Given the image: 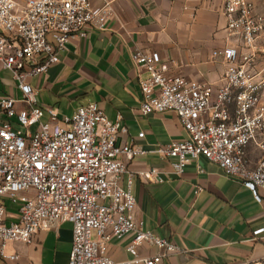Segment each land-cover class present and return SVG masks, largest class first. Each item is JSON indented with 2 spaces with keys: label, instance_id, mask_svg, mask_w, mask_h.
Segmentation results:
<instances>
[{
  "label": "built area",
  "instance_id": "built-area-1",
  "mask_svg": "<svg viewBox=\"0 0 264 264\" xmlns=\"http://www.w3.org/2000/svg\"><path fill=\"white\" fill-rule=\"evenodd\" d=\"M108 15L106 6L94 8L89 0H0V71L9 75L6 82L0 75V87L10 91L0 94V261L17 259L7 254L8 244H28L35 234L62 223L72 226L68 264H161L186 253L144 230L136 217L135 177L153 184L163 183V178L155 167L127 169L125 161L147 151L132 141H120L128 134L124 117L118 114L111 120L91 103L60 118L54 108L38 104L30 85L32 78L59 62L71 39L86 38L90 29L104 30ZM223 15L231 39L211 52V58L225 65L222 84L215 88L171 76L158 53L136 50L131 61L146 73L139 81V112H172L186 132L185 139L150 151L170 160L175 177L202 158L239 180L260 203L264 15L257 12L254 0H223ZM249 145L261 153L253 168L246 154ZM5 200L15 206V218L8 215ZM128 235L130 260H113L109 244ZM144 246L158 253L143 258L139 250Z\"/></svg>",
  "mask_w": 264,
  "mask_h": 264
},
{
  "label": "crops",
  "instance_id": "crops-1",
  "mask_svg": "<svg viewBox=\"0 0 264 264\" xmlns=\"http://www.w3.org/2000/svg\"><path fill=\"white\" fill-rule=\"evenodd\" d=\"M89 1L94 8L106 6V28L90 29L84 39H71L59 62L30 80L38 104L54 108L60 118L91 103L111 120L118 114L124 117L128 134L120 141H132L147 151L132 162L125 161L127 169L139 172L155 167L163 178V183L153 184L135 177L136 217L143 221L144 230L186 250L161 264H264V231L254 235L264 228V197L256 202L239 180L202 158L175 177L169 159L150 153L187 135L172 112L147 116L139 112V81L146 73L131 61L136 50L156 52L168 64L169 75L219 87L225 65L220 58H211V52L231 39L223 0ZM254 4L259 12L262 0ZM0 94H5L3 88ZM63 100L73 107H61ZM141 132L144 135L139 139ZM246 154L249 166L255 167L260 151L249 145ZM4 204L10 218H15V206L6 200ZM71 229V224L62 223L35 234L28 244L10 243L6 252L17 259L0 264H68ZM131 239L128 235L110 243V257L119 262L130 260L126 248ZM157 253L147 246L139 250L143 258Z\"/></svg>",
  "mask_w": 264,
  "mask_h": 264
},
{
  "label": "rangeland",
  "instance_id": "rangeland-1",
  "mask_svg": "<svg viewBox=\"0 0 264 264\" xmlns=\"http://www.w3.org/2000/svg\"><path fill=\"white\" fill-rule=\"evenodd\" d=\"M259 12H260L261 14L264 15V0H262L261 9L259 10ZM0 75H1L2 78H4V79H5V78L9 79V75H8V73H6V72L3 73V72L0 71ZM1 88L4 89V93H5V94H7V93L10 92L8 86H1ZM1 88H0V91H1ZM52 104H53V106H55V107L57 106V104H56L55 101H53ZM60 106L63 107V108H65V107H69V106H72V107H73V104H72V103H68L66 100H63V102L60 104ZM44 120H45V119H43V121H44Z\"/></svg>",
  "mask_w": 264,
  "mask_h": 264
}]
</instances>
